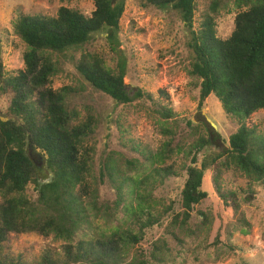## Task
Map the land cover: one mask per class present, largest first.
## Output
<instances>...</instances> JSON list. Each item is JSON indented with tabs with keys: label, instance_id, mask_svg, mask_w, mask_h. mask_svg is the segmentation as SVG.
Returning a JSON list of instances; mask_svg holds the SVG:
<instances>
[{
	"label": "trees",
	"instance_id": "16d2710c",
	"mask_svg": "<svg viewBox=\"0 0 264 264\" xmlns=\"http://www.w3.org/2000/svg\"><path fill=\"white\" fill-rule=\"evenodd\" d=\"M93 1L90 16L62 6L54 16L21 13L14 22L26 50L23 69L11 75L0 73V91L9 104L8 119L0 117V242L11 232H37L64 242L63 258L56 261L44 255L39 264H156L165 259L164 252L155 250L148 256L143 250L132 251L144 240L146 230L159 222L146 194L149 190L111 155L95 172V149L84 142L95 132L98 120L88 108L83 118L68 107L66 87L47 86L58 71L54 55L73 49L81 51L75 67L87 83L117 104L132 102L124 83L126 60L120 58L110 68L99 55L82 51L100 32L107 34L110 49L119 51L126 0ZM148 2L175 10L189 29L192 61L188 73L200 79V104L214 94L225 114L240 123L229 137V147L204 156L200 166L197 153L210 144L211 134L190 151L191 164L186 166L181 191L184 209L169 222L171 228L185 231L189 212L207 196L202 191L205 170L212 169L218 193L222 174L232 168L250 181H264V137L244 123L264 109V0H234L237 8L245 9L236 15L234 30L226 39L216 31V17L226 7L222 1L211 3L198 27L196 0ZM35 95L37 99L32 100ZM138 95L151 98L143 91ZM159 108L165 120L173 116L169 107ZM164 133L169 132L165 129ZM167 151L163 147L157 158H168ZM140 153L150 164L155 162L149 151ZM171 173L170 167L156 172L159 177ZM103 178L115 192L112 204L100 201ZM28 187L35 199L27 194ZM227 194L235 199L232 192ZM0 264L19 263L0 260Z\"/></svg>",
	"mask_w": 264,
	"mask_h": 264
},
{
	"label": "rangeland",
	"instance_id": "374dc122",
	"mask_svg": "<svg viewBox=\"0 0 264 264\" xmlns=\"http://www.w3.org/2000/svg\"><path fill=\"white\" fill-rule=\"evenodd\" d=\"M215 1L226 5L216 17L217 36L226 39L234 30L236 15L245 8H237L234 0H196L195 27ZM62 6L86 16L95 9L93 0H0V73L16 74L24 68L26 45L14 31L19 14L54 16ZM118 38V52L110 49L105 32L96 33L82 51L99 55L110 68H115L120 58L126 60L124 83L131 103L117 104L87 83L75 67L81 51L73 49L54 55L58 71L47 86L54 90L66 87L68 107L81 112L83 118L88 108L98 120L95 132L84 142L95 149V172L111 155L128 166L129 175L149 190L146 194L160 216L159 222L146 230L144 240L132 251L143 250L148 256L155 250L164 252L165 259L156 264H263L264 181H250L234 168L222 174L220 193L212 183V169L205 170L202 191L207 196L189 212L186 230L169 225L171 218L184 209L181 191L186 166L191 164L190 151L211 134L210 144L197 153L200 166L204 156L224 152L229 137L240 126L236 118L225 114L214 94L200 104V79L188 73L192 61L189 29L171 8L156 7L148 0H126ZM139 91L151 98L140 97ZM31 99L36 100V95ZM8 106L0 91V117L4 121L8 119ZM159 106L169 107L173 116L165 120ZM244 123L264 137V109ZM165 129L169 133H164ZM163 147L168 149V158L160 155L158 159L156 155ZM144 150L153 154V164L140 153ZM39 166L44 168L41 160ZM165 167L172 173L159 177L156 172ZM101 180L100 201L112 204L115 192L107 178ZM27 194L35 199L31 187ZM63 245L52 235L11 232L0 242V260L39 264L44 255H49L57 261L63 258Z\"/></svg>",
	"mask_w": 264,
	"mask_h": 264
}]
</instances>
